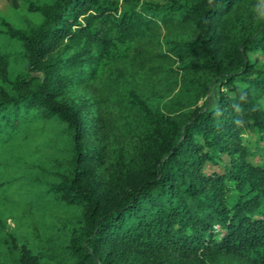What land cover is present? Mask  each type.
Here are the masks:
<instances>
[{"label":"trees","instance_id":"1","mask_svg":"<svg viewBox=\"0 0 264 264\" xmlns=\"http://www.w3.org/2000/svg\"><path fill=\"white\" fill-rule=\"evenodd\" d=\"M8 1L37 20L3 24L26 63L12 78L0 52V149L66 125L68 171L38 199L81 211L74 264H264V0ZM120 68L181 71L216 101L177 119L133 93L120 128L103 83Z\"/></svg>","mask_w":264,"mask_h":264},{"label":"rangeland","instance_id":"2","mask_svg":"<svg viewBox=\"0 0 264 264\" xmlns=\"http://www.w3.org/2000/svg\"><path fill=\"white\" fill-rule=\"evenodd\" d=\"M25 1L44 4L53 0ZM36 20L25 10L15 9L11 1L0 0V52L9 56L12 78L24 72L26 60L22 43L10 38L3 24L26 30ZM180 35L184 36L179 30H168L164 38L176 39ZM260 64L264 67V57ZM181 66L182 62L176 60L170 68ZM117 73L103 83L111 94L109 106L120 128L139 118L133 93L150 109L177 119L201 108L206 98L211 104L216 101L214 83H210L207 96L199 97L194 88L200 86L198 80L193 81L181 71L168 72L159 79H135L121 68ZM35 135L10 151L0 149V264H74L69 245L84 231L81 211L45 208L44 201L38 199L44 184L57 181L59 172L68 171L71 134L65 124L51 121L44 133Z\"/></svg>","mask_w":264,"mask_h":264}]
</instances>
